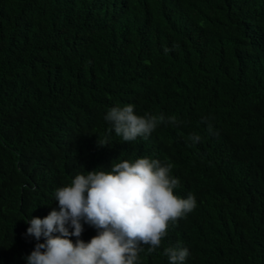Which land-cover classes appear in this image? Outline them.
<instances>
[{
	"label": "trees",
	"instance_id": "16d2710c",
	"mask_svg": "<svg viewBox=\"0 0 264 264\" xmlns=\"http://www.w3.org/2000/svg\"><path fill=\"white\" fill-rule=\"evenodd\" d=\"M128 103L165 121L123 141L104 116ZM145 156L196 207L136 264H264V0H0V264H27L58 187Z\"/></svg>",
	"mask_w": 264,
	"mask_h": 264
},
{
	"label": "clouds",
	"instance_id": "9594fccd",
	"mask_svg": "<svg viewBox=\"0 0 264 264\" xmlns=\"http://www.w3.org/2000/svg\"><path fill=\"white\" fill-rule=\"evenodd\" d=\"M134 107L117 105L104 116L126 142L147 138L165 121L163 114L139 115ZM167 121L178 123L175 116ZM208 132L213 134L211 124ZM189 140L195 144L201 137L192 134ZM107 145L97 139L98 147ZM172 168L171 163L145 156L113 163L107 171L77 173L55 190L59 210L27 221L25 235L37 241L25 257L27 264H136L144 250L141 245H148L149 253L160 247L169 225L196 207L194 195L182 198L174 192L180 182L171 175ZM85 223L98 230L88 242L80 239ZM71 236L77 237L75 242ZM164 254L169 264H184L189 251L177 245L166 247Z\"/></svg>",
	"mask_w": 264,
	"mask_h": 264
}]
</instances>
